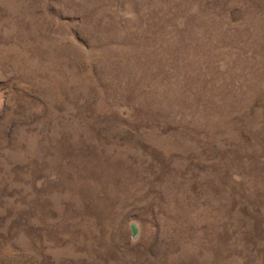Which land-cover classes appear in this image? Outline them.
<instances>
[{
  "label": "rangeland",
  "instance_id": "rangeland-1",
  "mask_svg": "<svg viewBox=\"0 0 264 264\" xmlns=\"http://www.w3.org/2000/svg\"><path fill=\"white\" fill-rule=\"evenodd\" d=\"M0 264H264V0H0Z\"/></svg>",
  "mask_w": 264,
  "mask_h": 264
},
{
  "label": "water",
  "instance_id": "water-1",
  "mask_svg": "<svg viewBox=\"0 0 264 264\" xmlns=\"http://www.w3.org/2000/svg\"><path fill=\"white\" fill-rule=\"evenodd\" d=\"M133 235H136V226L133 225Z\"/></svg>",
  "mask_w": 264,
  "mask_h": 264
}]
</instances>
